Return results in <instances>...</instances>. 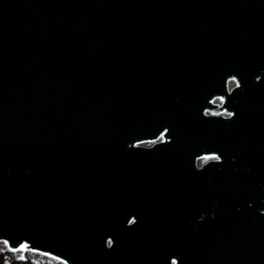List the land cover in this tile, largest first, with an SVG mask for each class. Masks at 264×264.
I'll list each match as a JSON object with an SVG mask.
<instances>
[{"label": "water", "instance_id": "obj_1", "mask_svg": "<svg viewBox=\"0 0 264 264\" xmlns=\"http://www.w3.org/2000/svg\"><path fill=\"white\" fill-rule=\"evenodd\" d=\"M0 242L264 264V0H0Z\"/></svg>", "mask_w": 264, "mask_h": 264}, {"label": "trees", "instance_id": "obj_2", "mask_svg": "<svg viewBox=\"0 0 264 264\" xmlns=\"http://www.w3.org/2000/svg\"><path fill=\"white\" fill-rule=\"evenodd\" d=\"M41 255L30 250L13 251L5 244L3 248H0V264H43L40 260ZM56 263L64 264L57 260Z\"/></svg>", "mask_w": 264, "mask_h": 264}, {"label": "rangeland", "instance_id": "obj_3", "mask_svg": "<svg viewBox=\"0 0 264 264\" xmlns=\"http://www.w3.org/2000/svg\"><path fill=\"white\" fill-rule=\"evenodd\" d=\"M4 245H5V243H4V242H0V248H3V247H4ZM41 262H42L43 264H57L55 259H54V260H52V261L45 260V261H41Z\"/></svg>", "mask_w": 264, "mask_h": 264}, {"label": "built area", "instance_id": "obj_4", "mask_svg": "<svg viewBox=\"0 0 264 264\" xmlns=\"http://www.w3.org/2000/svg\"><path fill=\"white\" fill-rule=\"evenodd\" d=\"M231 85H232V83H230V87H231ZM40 260H41V261H45V260L52 261V260H54V258L49 257V256H45V255H41Z\"/></svg>", "mask_w": 264, "mask_h": 264}, {"label": "flooded vegetation", "instance_id": "obj_5", "mask_svg": "<svg viewBox=\"0 0 264 264\" xmlns=\"http://www.w3.org/2000/svg\"><path fill=\"white\" fill-rule=\"evenodd\" d=\"M172 262L175 263V260H173Z\"/></svg>", "mask_w": 264, "mask_h": 264}]
</instances>
